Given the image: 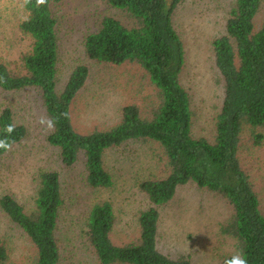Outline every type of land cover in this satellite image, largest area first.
<instances>
[{
    "label": "trees",
    "instance_id": "1",
    "mask_svg": "<svg viewBox=\"0 0 264 264\" xmlns=\"http://www.w3.org/2000/svg\"><path fill=\"white\" fill-rule=\"evenodd\" d=\"M63 0H23L25 18L20 30L31 39L30 50L21 54L17 70L0 62V88L39 91L48 119L56 125L47 142L59 150L64 166L84 155L86 183L106 188L112 183L104 168V152L128 140L156 142L165 156L167 175L147 179L140 188L151 205L137 216L138 236L124 245L110 239L114 212L109 201L94 203L85 223V237L99 264H192L188 257L170 258L157 249L158 208L168 203L176 188L188 182L220 195L232 207L223 233L235 240L237 254L247 264H264V212L239 158L242 136L248 133L258 143L264 130V21L255 30L254 18L262 0H234L225 21V34L212 42L214 62L223 78V101L215 117L212 141L191 133L189 96L180 84L184 46L172 23V15L183 0H108L119 17L104 16L96 31L84 37L88 58L119 65L138 64L155 94L147 113L135 104L121 108L115 125L88 133L78 132L71 122V105L88 76V67L77 65L61 91L56 88L58 59L57 21L51 7ZM61 113H68L64 118ZM8 124L15 130L12 146L26 135V127L13 120L9 107L0 110V139ZM5 153L0 149V156ZM63 204L59 176L55 171L39 173L34 207L25 212L11 195L0 197V208L27 235L35 248L32 264H58L57 223ZM0 239V264L7 259ZM233 256L225 258V264Z\"/></svg>",
    "mask_w": 264,
    "mask_h": 264
},
{
    "label": "rangeland",
    "instance_id": "2",
    "mask_svg": "<svg viewBox=\"0 0 264 264\" xmlns=\"http://www.w3.org/2000/svg\"><path fill=\"white\" fill-rule=\"evenodd\" d=\"M233 1L183 0L172 15L184 46L180 84L189 96L191 133L209 141L213 140L215 117L223 101V78L215 66L211 42L225 34ZM51 10L57 21V90H62L75 66L88 67L86 81L71 105L73 127L80 133L109 128L119 122L121 108L127 104H135L143 115L147 113L155 91L138 64H107L85 54V35L98 29L102 17H119L108 0H63ZM25 16L23 0H0V62L13 70L19 68L21 54L31 46L30 37L19 28ZM263 21L264 0L254 18L255 30ZM3 107L10 108L14 122L23 124L27 132L11 151L0 156V197L11 195L29 212L34 207L39 173L57 172L63 196L56 229L58 264H99L85 237L86 219L96 202L109 201L112 205V243L134 241L138 236L137 216L151 205L140 184L163 178L168 172L159 145L137 139L107 149L103 165L112 183L106 188H91L85 179L84 155L79 154L71 166H64L59 150L47 142L51 131L37 122L40 117L48 119L37 89L0 88V110ZM261 132L263 138L258 143L248 133L243 134L239 158L264 212V130ZM158 210L156 245L170 258L186 256L192 264H221L237 254L235 240L221 230L232 207L220 195L188 182L178 186L172 199ZM0 239L8 254L2 264H32L34 246L1 208Z\"/></svg>",
    "mask_w": 264,
    "mask_h": 264
},
{
    "label": "clouds",
    "instance_id": "3",
    "mask_svg": "<svg viewBox=\"0 0 264 264\" xmlns=\"http://www.w3.org/2000/svg\"><path fill=\"white\" fill-rule=\"evenodd\" d=\"M47 3V0H36V6H42ZM64 118H68V113H61ZM40 125L44 126L45 131H51L55 128L56 119H46L45 117H40L37 121ZM15 130V125L8 124L5 126V137L0 139V149L5 152H9L12 149V142L8 139L11 133ZM225 264H247V260L241 254L234 255L230 260H227Z\"/></svg>",
    "mask_w": 264,
    "mask_h": 264
}]
</instances>
